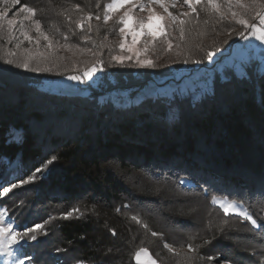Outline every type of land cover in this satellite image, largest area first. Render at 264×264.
<instances>
[{"label": "trees", "instance_id": "1", "mask_svg": "<svg viewBox=\"0 0 264 264\" xmlns=\"http://www.w3.org/2000/svg\"><path fill=\"white\" fill-rule=\"evenodd\" d=\"M100 2L20 0L39 10L43 28L61 44L67 36L70 45L100 53L96 60L104 62L102 90L90 84L80 87V94L43 88L45 81L82 74L96 60L74 69L64 62L41 74L0 61V184L27 178L57 157L32 184L0 197V208H7L22 226L57 217L45 225L37 242L26 246L28 253L35 264H136L134 253L143 247L158 264H179L180 258L163 245L179 249L191 242L201 246L195 264L221 251L237 264H264V229H253L235 215L225 217L211 203L213 195L229 197L264 223L259 194L264 185L260 66H244L247 78L237 67L212 70L227 56L224 41L233 47L239 42L226 35L234 27L227 22L216 24L215 30L209 24L206 35L196 39L204 50L217 44L225 48L213 64H183L184 56H177L175 47L181 43L179 33L174 31L173 49L166 52L159 43L151 56L155 69L115 66L110 59L115 35L109 26L93 25L86 34L85 27L77 29L74 23L85 13L100 14ZM72 5L82 12H72L70 22L60 13ZM204 19L208 16L202 12L201 22ZM204 50L192 47L189 60L202 58ZM208 68L212 72L203 89L184 85L183 95L176 90L170 96L131 101L149 84L172 86L171 73L184 82ZM213 83L215 95L210 99ZM104 94H122L125 100ZM180 178L188 182L181 186ZM73 208L79 213L59 218ZM132 215H138L141 224L131 220ZM153 231L160 235L153 237Z\"/></svg>", "mask_w": 264, "mask_h": 264}, {"label": "snow or ice", "instance_id": "2", "mask_svg": "<svg viewBox=\"0 0 264 264\" xmlns=\"http://www.w3.org/2000/svg\"><path fill=\"white\" fill-rule=\"evenodd\" d=\"M19 4L20 0H0V39L6 35V42H15L16 48H20L27 41L29 45L34 46V50L32 48L24 49L28 55L20 60L14 61L5 58L3 60L5 65L36 74L51 73L53 68L58 67L57 62L64 59L56 55V52L61 48L74 53H91L99 57V52L70 45L67 42V36L63 37L65 43L61 44L50 31H45L42 21L37 18L39 10L32 6L21 5L9 18L12 9H16ZM178 6L183 10L174 14L171 9ZM97 7L99 8L100 5L97 4ZM72 12H82V9L79 5H72L71 8L62 11L60 15L71 22ZM202 12L207 14L208 19L201 22L200 14ZM93 18L100 21L101 15L99 13L95 17L91 13L81 15L74 21L76 28L83 29L85 22L91 21ZM110 21L113 22L118 31V47L121 53L111 56V62H114L115 66L124 67L126 61H133L131 65H128L129 67L155 69L157 65L148 56V53L155 51V46L158 43L164 45V51H171L173 49L172 39L174 37L172 33L174 31L179 33L178 39L181 43H177L175 47L177 56H184L183 64L188 65L190 62L196 66L205 63L213 64L215 58L222 55L225 48L217 44L204 50L202 43H197L196 39L206 35V28L209 24H212L213 30H215L216 24L227 22L234 27L229 28L226 35L241 42L240 47L236 49L232 57V62L237 68L258 64L264 73V0H110L103 6L102 22L104 25H108ZM87 30L88 32L92 31L90 23H88ZM31 33H35V35L33 36ZM217 34L219 35V33ZM128 37H131L130 41ZM84 40H90V36H85ZM224 44L232 47L228 40H225ZM137 45L141 46L137 47ZM93 47H95L94 43ZM192 47L204 50V56L199 59L193 58L190 61L188 52ZM124 52L129 53V55H123ZM11 55L15 56V52H12ZM103 63V60L97 59L82 74H68L65 79L77 84H85L87 81H91L97 72H104ZM74 68L75 63H73ZM56 74L60 75L61 73L57 72ZM240 75L247 78L243 71L240 72ZM184 93L185 89H179L180 95ZM214 95L215 84L213 83L212 87L208 89V98H214ZM261 102L264 104V94H262ZM261 142L264 143V134L261 135ZM56 159L57 157L53 155L43 167H37L27 178H19L14 182L0 184V189H2L0 190V197L6 196L21 186L32 184L37 174L48 170V166L52 165ZM187 182L185 178L179 179L181 186ZM259 194L264 199V185H262ZM211 203L217 205L225 217L232 214L240 217L242 221L250 223L253 229H264V223H259L248 210L244 209L234 199L219 198L213 195ZM124 207L128 208L129 205L126 204ZM79 211L78 208H73L64 212L59 218L68 220ZM55 219L57 217L51 216L42 223L22 226L15 222L7 208H0V257L9 258L4 259L2 264H35V257L28 253L26 246L37 242L45 225ZM131 220L141 224L138 215H132ZM226 223V220L222 221V225ZM142 226L147 228L146 224ZM43 234L47 235L46 232ZM112 235H116V233L113 231ZM151 235L156 237L160 233L153 231ZM210 242L205 240L204 244ZM163 247L180 258L179 264H195L201 246L189 242L187 245L182 244L179 249L168 243H165ZM134 258L136 264H158L149 250L143 247L135 251ZM204 258L201 256V259ZM206 259L209 261L217 260L219 264H237L234 258L225 256L223 251L216 255H208ZM77 264H83V261H78Z\"/></svg>", "mask_w": 264, "mask_h": 264}, {"label": "rangeland", "instance_id": "3", "mask_svg": "<svg viewBox=\"0 0 264 264\" xmlns=\"http://www.w3.org/2000/svg\"><path fill=\"white\" fill-rule=\"evenodd\" d=\"M108 2H110V0H102V2L99 3L101 20L97 21L95 18H93L91 21L85 22L84 27L86 29V34H88V33H90L87 30L88 23H90L92 26L93 25H100L101 27H108L109 26V28L111 29V31H113V33L115 35V39H113L114 42H115V46L113 48H114V51H115L114 55H117V54H121L120 50H119V47H118V41H119L118 31L114 27L112 21H110L108 25H104L103 22H102L103 6H104V4H106ZM20 6H21V3L19 5H17L16 9H12V11L9 14V18L11 17L12 13H14L16 10H18V8ZM182 10L183 9H180L179 6L177 8L171 9V11L174 14H178V12L182 11ZM141 15H143V14L141 13ZM93 17H95V16L93 15ZM45 31H46V29H45ZM31 34L33 36L35 35V33H31ZM17 35H18V33H17ZM6 40H7L6 35H5V37L3 39H0V56H1L0 61H2V62H3V60L5 58L13 59L14 61L20 60V59H22V58H24V57H26L28 55V53L25 52L24 49L32 48L34 50V46L33 45H29L27 41H25V43L23 45H21L20 48H16L15 47V42L7 43ZM128 40L130 41L131 37H128ZM253 43H255V42H253ZM158 45H159V43L155 46V49H156V47ZM240 45H241V42L239 41L236 45H234V47L233 46L229 47L228 51H227V56L225 58L219 59L218 62L215 64V67L212 70H215V71L219 72V71H222L223 69H226V68H231V67L236 68L235 64L232 62V57H233L236 49H238L240 47ZM140 46L141 45H137V47H140ZM257 47H259V45H257ZM12 52H15V56L11 55ZM153 54H154V51H150L148 53V56L152 59L151 56ZM56 55L58 57H63L64 58L63 60H60V62L59 61L57 62L58 63V67H60L62 64H64V62L67 63V64L70 63L69 65H72V66H73V63H75V68L76 67H81V66H84V65L86 66V65L90 64L91 61L94 62L96 60V58H97V56H94L91 53H85V54L74 53L72 51H65L62 48L59 49L56 52ZM123 55L127 56V55H129V53L124 52ZM164 58H166L165 55H164L163 59ZM132 63H133V61H126L125 65L126 64L131 65ZM53 69H55V68H53ZM134 69L137 70V69H140V68H135L134 67ZM236 69H239L238 72L240 73L242 68H236ZM212 70L208 68V69H205V70H202V71L194 72L193 74H191V77L186 78L184 82L178 81L177 75H174V73L173 74L171 73L172 82H173L172 86L164 85V86H160L159 87L158 85L149 84V86H147L142 91H140L136 95L135 99H133L131 101L132 102H136L139 99L145 97L146 95H151V96H154V97L155 96H170V95H172V93H174V90L179 91V89H185L184 85L187 88H190V89L194 88L195 85L198 86L199 88L203 89V88H205V86L207 85V83L210 80L209 78L211 76ZM101 73L102 72H97L96 75L94 76V79H92L91 81H87L85 84H77L75 82L66 80L65 77H62L59 80L55 79L53 81H48V82L45 81L44 84H43V88L46 89V90H50L51 92H59V93H64V94H71V93L72 94H77L79 92L81 93V91H82V90L79 89L80 87H84V86H87L88 84H90V85H92L93 88L98 87L100 90H102L100 88V85L103 83V82H101L102 79H100ZM109 80H111V79H109ZM104 97H106V98H108L110 100H114V99H119V101L125 100V97L122 94H113V95L104 94ZM230 215H232V214H230ZM4 259H9V258L0 257V264H2V261ZM135 263H136V261H135ZM204 264H219V262L218 261H209L208 260Z\"/></svg>", "mask_w": 264, "mask_h": 264}]
</instances>
